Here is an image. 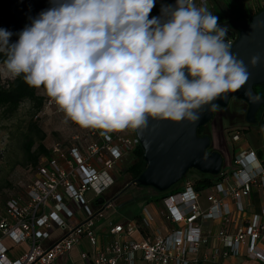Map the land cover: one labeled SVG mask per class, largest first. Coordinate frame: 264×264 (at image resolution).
Wrapping results in <instances>:
<instances>
[{"label":"clouds","instance_id":"1","mask_svg":"<svg viewBox=\"0 0 264 264\" xmlns=\"http://www.w3.org/2000/svg\"><path fill=\"white\" fill-rule=\"evenodd\" d=\"M50 2L20 32L0 28V75L43 88L84 128L137 130L149 117L197 122L204 106L214 111L250 77L227 28L194 0L162 5L151 18L156 0ZM249 63L264 65V56Z\"/></svg>","mask_w":264,"mask_h":264},{"label":"built area","instance_id":"2","mask_svg":"<svg viewBox=\"0 0 264 264\" xmlns=\"http://www.w3.org/2000/svg\"><path fill=\"white\" fill-rule=\"evenodd\" d=\"M199 2L207 6V0ZM235 37L229 35L225 40L232 45ZM42 108L64 113L48 96ZM242 138V130L230 136L233 145ZM138 147L133 129L86 128L83 136L52 144L48 155L40 158L24 197L7 201L0 213V264H137L138 260L201 264L210 255L213 260L245 257L264 264V207L247 218L242 205L253 192L264 194V145L256 150L237 146L229 161L223 160L213 184L204 190L207 208L199 204L203 191H196L193 182L184 178L177 191L160 197L162 209L157 216L144 208L139 220L110 223L106 235L95 232L92 220L114 208V203L106 207L96 203L99 198L104 203L112 199L106 195L116 182L110 172L119 167L125 153L135 154ZM88 194H93L91 199ZM69 203L81 207L84 220L76 217L71 222L75 216ZM156 220L165 228L156 226ZM205 222L218 224L214 234L205 230ZM138 229L143 231L139 241L133 239ZM58 230L62 235L54 238ZM21 244L27 246L26 253L10 260L9 252ZM77 248L78 260L74 261Z\"/></svg>","mask_w":264,"mask_h":264},{"label":"rangeland","instance_id":"3","mask_svg":"<svg viewBox=\"0 0 264 264\" xmlns=\"http://www.w3.org/2000/svg\"><path fill=\"white\" fill-rule=\"evenodd\" d=\"M219 1V0H217ZM176 0H156L155 6L149 14V18L161 15L162 5H175ZM196 4V3H195ZM202 5H200L201 7ZM221 21L219 25L221 26ZM229 28L230 23L223 25ZM1 76L2 83L13 80ZM39 97L45 98V94L42 88L36 91ZM261 94L264 96V88L261 90ZM264 98V97H263ZM241 102L237 98H232L225 109L217 108L212 120L206 126L207 131L210 132V140L213 145L214 152L221 154L222 159L229 161L233 151L241 145H247L250 148L256 150L258 147L263 148L264 145V119L260 120L261 112H258L256 119L258 124L255 128L247 130L246 124L243 122L234 121V115H240L242 111L245 116L246 107L244 103L239 105V109L233 107V103ZM245 109V110H244ZM243 116V117H244ZM31 124H36L38 128L44 133L45 137L41 144L46 150L50 149L51 145L56 142H66L76 135H84L86 128L71 121L65 116V113H57L53 108L40 109L35 112L32 102L23 101L17 111L8 115L4 109L0 108V213L3 212L5 203L11 199H20L25 195V187L35 178L36 166H33L32 161L24 154V142L25 136L30 130ZM236 130H245L243 132L244 138L241 139L240 144L233 145L230 140V136ZM36 140V139H35ZM244 141V142H243ZM38 142L36 141L31 152L37 149ZM44 157V156H41ZM40 157V158H41ZM37 161V164L40 160ZM136 160L135 154L132 152L125 153L119 162V167L110 172V175L114 178L115 185L113 190L107 191L108 198H113L119 192H121L127 184H129V174L125 173L127 167H129ZM186 178L192 182L198 179V173L190 171L186 174ZM155 194L152 189L130 187L126 190L121 197L114 203V209L106 212L101 218H94L93 228L95 232L106 235L109 231L110 223H120L129 220V216L141 215L143 208H149L148 205L140 199L144 194ZM93 194H88L87 199H91ZM206 192H202L201 201L205 197ZM69 209L75 216L72 223H75L77 218L79 220L85 219V213L81 211V207L69 203ZM62 216V215H60ZM62 235V231L58 230L54 234V238ZM82 250L86 248L83 245ZM27 251L26 245H16L9 252L8 257L10 260L16 259ZM78 248L72 254L74 261L78 260ZM137 264H148L142 260H139Z\"/></svg>","mask_w":264,"mask_h":264},{"label":"water","instance_id":"4","mask_svg":"<svg viewBox=\"0 0 264 264\" xmlns=\"http://www.w3.org/2000/svg\"><path fill=\"white\" fill-rule=\"evenodd\" d=\"M230 27L236 36L230 51L244 61L250 77L240 89L224 94V99H217L214 103L218 105L217 108L225 109L230 99H239L246 105L245 123L254 126L257 123L256 115L264 105V99L254 92V87L264 85V65L252 67L249 61L254 55L264 56V9L246 20L232 23ZM215 110L208 111L204 106L197 122L149 117L146 127L135 130L143 152L145 170L110 201L104 203V199L99 198L96 203L106 207L133 186L152 189L159 194L166 193L192 170L217 176L222 167V156L218 152L207 154L206 151L212 146L210 137L197 135V130L212 120Z\"/></svg>","mask_w":264,"mask_h":264},{"label":"trees","instance_id":"5","mask_svg":"<svg viewBox=\"0 0 264 264\" xmlns=\"http://www.w3.org/2000/svg\"><path fill=\"white\" fill-rule=\"evenodd\" d=\"M49 7H51L50 0H0V28H5L9 31H12L13 33H18L21 30H23L26 25H30L32 18L36 17L42 10H45ZM263 9L264 6L258 12H260ZM247 18L249 17L238 16L237 18H232L229 21L230 26L234 22L246 20ZM230 26L229 28H227L228 31L227 33H230L231 36H235V33L233 34L234 31L231 29ZM17 39L18 36L13 35L11 37L10 42H15ZM4 59H6V56L3 53H0V65H2ZM263 88L264 85L254 87V92L261 98L264 97L263 94H261V90ZM37 90L38 89L31 87L27 83H25L23 76L7 81L5 82V84L2 83L0 76V108L4 109L5 113H7L8 115H12L17 111V109L19 108L20 104L23 101L28 100L32 102L34 111L38 112L42 108L43 98L39 97L36 94ZM241 103L243 102L233 103V107L240 111L239 105ZM259 111L261 112L259 119L262 120L264 119V105L260 108ZM240 113H241L240 115L233 116L234 121L243 122L244 115L242 111H240ZM257 124H258V120L254 126L248 125L246 129L251 130L255 128ZM244 131L245 130H243L242 132ZM197 135L198 136L208 135L210 137V132H208L206 126H204L197 130ZM44 137H45L44 133L41 132L38 126L36 124H31L30 130L25 136V142L23 147H24V154L32 161L31 164L33 166L37 165V161L41 156L48 155V151L41 144ZM36 141L38 142L37 149L34 152H31ZM212 148L213 145L210 146V148L206 151L207 154H211L214 152ZM135 157L136 160L125 170V173L129 174L130 177L129 182H132L135 179H137L138 176L145 170V163L143 161V152L140 147H138L135 150ZM214 179H215L214 176L203 175L198 173V179L193 182L194 188L196 189V191L202 192L211 187V185L214 182ZM181 182L176 184L166 193L163 194H159L156 192L155 193L157 194L158 197H162L167 195L168 193L177 191L181 185ZM136 218L137 217H135V219Z\"/></svg>","mask_w":264,"mask_h":264},{"label":"crops","instance_id":"6","mask_svg":"<svg viewBox=\"0 0 264 264\" xmlns=\"http://www.w3.org/2000/svg\"><path fill=\"white\" fill-rule=\"evenodd\" d=\"M195 3H196L197 7H200L199 0H195ZM263 6H264V0H219V1L207 0V6L206 7L208 8V10L210 12H212L214 15H216L218 17V23H219V21L222 20L221 27H224L223 25L226 22L229 23V21L232 18H237L238 16L250 17V16L256 14L260 9H262ZM227 36H229L228 33H227ZM120 197H121V195H120ZM201 197H202V193L200 195V198ZM119 198H117V200ZM200 198H199L200 207L202 209L207 208L208 203L206 202V195L202 201ZM117 200L114 203H116ZM140 200L144 201V203L146 205H148L149 208L148 209L145 208V209H147L148 212L153 216H157V212L162 209V206L160 204V197H156L154 195H149L147 193V194H144ZM242 205L246 209V212H247L246 217L252 218V217L258 215L261 208L264 207V194L260 193V192H253L251 194L250 198L242 200ZM140 216L139 215L129 216L128 218H129V220H139ZM135 217H137V218L135 219ZM125 221H127V220H125ZM120 223H122V222H120ZM113 224H119V223H113ZM155 225L158 227H161V228H165V225L161 220H156ZM204 227H205L206 231L208 230L212 234H214L218 228V224H215L212 222H205ZM99 234L102 235L101 233H99ZM142 238H143V231L141 229H138L135 232L133 239L139 241ZM211 250L212 249L210 247H208L206 252L210 255ZM202 253H204L203 248H202L200 256H202ZM138 261H137V263H138ZM201 264H260V263L249 261L245 257H237V258L229 257V258L224 259V260L223 259L213 260L211 258V255H210L209 260L204 261Z\"/></svg>","mask_w":264,"mask_h":264},{"label":"flooded vegetation","instance_id":"7","mask_svg":"<svg viewBox=\"0 0 264 264\" xmlns=\"http://www.w3.org/2000/svg\"><path fill=\"white\" fill-rule=\"evenodd\" d=\"M235 32H233V34H234ZM217 110V109H216ZM216 110H215V112H216Z\"/></svg>","mask_w":264,"mask_h":264}]
</instances>
